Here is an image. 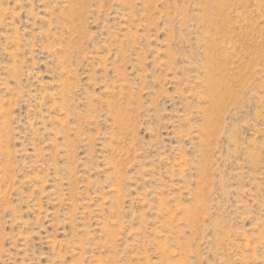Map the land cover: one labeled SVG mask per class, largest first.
Listing matches in <instances>:
<instances>
[{
    "label": "rangeland",
    "instance_id": "374dc122",
    "mask_svg": "<svg viewBox=\"0 0 264 264\" xmlns=\"http://www.w3.org/2000/svg\"><path fill=\"white\" fill-rule=\"evenodd\" d=\"M0 264H264V0H0Z\"/></svg>",
    "mask_w": 264,
    "mask_h": 264
}]
</instances>
